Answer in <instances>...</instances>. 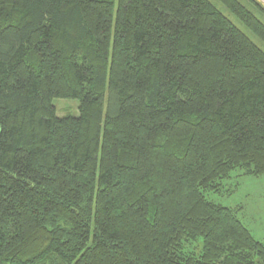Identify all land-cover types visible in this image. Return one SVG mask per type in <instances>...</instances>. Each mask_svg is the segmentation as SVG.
<instances>
[{
    "label": "trees",
    "instance_id": "obj_1",
    "mask_svg": "<svg viewBox=\"0 0 264 264\" xmlns=\"http://www.w3.org/2000/svg\"><path fill=\"white\" fill-rule=\"evenodd\" d=\"M236 171L264 177V51L210 0H0V264H264L206 199Z\"/></svg>",
    "mask_w": 264,
    "mask_h": 264
},
{
    "label": "rangeland",
    "instance_id": "obj_2",
    "mask_svg": "<svg viewBox=\"0 0 264 264\" xmlns=\"http://www.w3.org/2000/svg\"><path fill=\"white\" fill-rule=\"evenodd\" d=\"M254 1L264 9V3L261 0ZM210 2L264 51V46L248 33L235 18L230 16L223 7L215 0H210ZM242 2L259 19H263L245 1ZM52 104L56 108L58 117L78 115L77 100L55 99ZM206 199L214 204L235 210L237 218L249 230L252 237L264 245V177L241 176L240 172L236 171L232 173L229 179L222 182L220 192L208 193Z\"/></svg>",
    "mask_w": 264,
    "mask_h": 264
},
{
    "label": "bare ground",
    "instance_id": "obj_3",
    "mask_svg": "<svg viewBox=\"0 0 264 264\" xmlns=\"http://www.w3.org/2000/svg\"><path fill=\"white\" fill-rule=\"evenodd\" d=\"M264 3V0H261Z\"/></svg>",
    "mask_w": 264,
    "mask_h": 264
}]
</instances>
